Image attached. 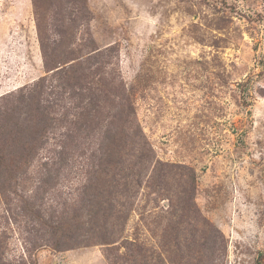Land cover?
Here are the masks:
<instances>
[{"label":"rangeland","instance_id":"374dc122","mask_svg":"<svg viewBox=\"0 0 264 264\" xmlns=\"http://www.w3.org/2000/svg\"><path fill=\"white\" fill-rule=\"evenodd\" d=\"M88 7L83 31L101 48H114L109 69L135 105L136 141L125 163L115 162L104 176L131 184L118 196L126 207L132 203L122 210L129 214L126 243L115 248L78 233L62 240L71 248L61 249L19 201L17 218H8L0 191L3 260L264 264V0H88ZM43 75L32 0H0V96ZM109 116L105 112L99 127L68 139L73 144L56 171L57 189H43L58 137L72 128L56 121L10 196L30 195L45 205L78 196L75 188L88 175ZM96 218L102 228L116 222L115 214Z\"/></svg>","mask_w":264,"mask_h":264},{"label":"trees","instance_id":"16d2710c","mask_svg":"<svg viewBox=\"0 0 264 264\" xmlns=\"http://www.w3.org/2000/svg\"><path fill=\"white\" fill-rule=\"evenodd\" d=\"M32 5L45 75L14 93L0 96V191L8 203V218H17L15 209L20 203V209L28 213L25 216H34L38 229H46L61 249L71 248L68 244L61 245L62 240L67 242V238L72 239L78 233L94 236L92 242L96 244L124 246L126 239L122 234L129 214L122 210L130 209L132 203L126 207L118 196L128 194L131 184L104 176L115 162L125 163L124 153L136 141L132 135L137 129L131 95L114 68L109 69L114 65V48H101L89 31H83L91 18L88 0H32ZM106 106L111 109L106 111ZM105 112L111 116L96 144V156L86 170L88 175L75 188L78 196L64 201L60 197L48 205L38 203L30 195L10 196L16 193L17 177L27 171L26 164L44 148L53 124L60 121L70 123L72 128L66 126L67 131L58 137V149L46 171L47 177L40 182L43 189L52 186L57 189L56 171L67 162L68 145L73 144L68 139L74 141L80 131L99 127ZM195 180L191 179V186ZM100 214L106 218L115 214L116 222L112 220L110 226L102 228L96 218ZM63 224L65 230L61 229ZM88 224L91 230L83 232ZM100 235H104L105 241ZM8 262L0 253V264Z\"/></svg>","mask_w":264,"mask_h":264}]
</instances>
